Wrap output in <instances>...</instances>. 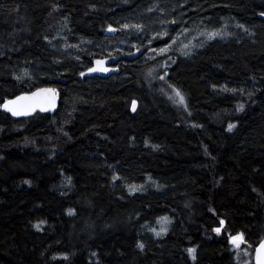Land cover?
Segmentation results:
<instances>
[{"label":"trees","instance_id":"1","mask_svg":"<svg viewBox=\"0 0 264 264\" xmlns=\"http://www.w3.org/2000/svg\"><path fill=\"white\" fill-rule=\"evenodd\" d=\"M262 12L264 0H0V106L45 86L61 99L54 115L0 110V264H242L232 238L250 253L264 238ZM226 19L252 37L156 72L161 60L121 59L152 23L217 30ZM127 24L141 28L138 46ZM124 40L131 48L116 47ZM116 56L118 76L81 75ZM147 177L158 191L127 194ZM163 216L173 224L155 240L145 227Z\"/></svg>","mask_w":264,"mask_h":264},{"label":"rangeland","instance_id":"2","mask_svg":"<svg viewBox=\"0 0 264 264\" xmlns=\"http://www.w3.org/2000/svg\"><path fill=\"white\" fill-rule=\"evenodd\" d=\"M125 29H127V32H131L132 30L139 32L137 38L134 40V45L138 46L136 43L138 40H140V34L142 31L141 28L132 26V24H127V26H125ZM157 30L160 31L158 33H154ZM213 33H216L214 37L212 36ZM143 37H145L146 42L143 45H140L138 48H144L146 51L144 55L136 61V63L139 65H145L154 60H161V63L157 64L153 68H156V72L158 71L157 67H166V63H168L169 60L178 58H192L198 51L202 50L207 44L211 42H225L231 39L246 40L250 39L252 37V34H250V31L247 30L244 26L239 25L234 20L226 19L223 21L222 27L217 30H205L203 28H195L194 26L181 25L175 29V32H172V27L170 28L162 22L155 24L152 23V26L145 31V36ZM51 45L60 47L61 52L66 51L65 49L67 48V44H64L61 37H57L55 40H53ZM185 45H187V47H185ZM116 47L120 49H129L131 48V44L129 41L124 40ZM112 58L113 60L117 61L118 57L116 56L115 58ZM170 64L171 63L167 65ZM26 73L28 74V72ZM160 87L163 92H165L164 85L160 84ZM159 91L161 92V90ZM166 97L176 108L182 110L183 107H185L178 102V98L175 96L174 91L172 92L167 89ZM117 180L120 181L119 178L117 179L115 177L113 182H116ZM125 189L128 195H136L145 194L149 191H158L159 187L155 181H153L150 177H147L142 184H128L125 186ZM172 224L173 219L170 216H163L157 219L154 223L146 225L145 228L146 232L155 240H162L169 232ZM233 246L235 250L238 249L236 254L237 256L239 255L242 264H250V262L251 264H253V253H250V251L246 249L241 250V246L237 247V245L235 244H233ZM237 256H235V260L239 263Z\"/></svg>","mask_w":264,"mask_h":264},{"label":"snow or ice","instance_id":"3","mask_svg":"<svg viewBox=\"0 0 264 264\" xmlns=\"http://www.w3.org/2000/svg\"><path fill=\"white\" fill-rule=\"evenodd\" d=\"M261 15H264V12L261 13ZM109 31H114L111 27L108 29ZM216 33H213L212 36L214 37ZM187 47V45H185ZM97 67H93L89 69V72H108L110 69L104 67V61L97 60L96 61ZM83 76L84 73H81ZM175 92V96L178 98V102L181 105H184L186 107L185 98L182 95V93L177 90L173 89ZM56 98V90L51 88H44L39 89L37 92L33 93L31 96H20L17 97L16 100H9L6 104L3 105L4 109L8 112H10L13 116H20V115H28L32 111L35 110L36 107H40L41 111L48 110V105H54ZM132 110H136V104L135 101L132 102ZM241 110H243L241 106ZM234 126H229V131L232 130ZM223 224V221H221ZM39 230V225L36 226ZM217 232L220 231L219 228L216 229ZM243 242L242 235H238L236 237L232 238V243L239 246L240 243ZM141 250L143 249L144 245L140 244L138 245ZM190 253H194L195 249H189ZM193 259H195V256L193 255ZM257 264H264V244H261L260 248L257 251Z\"/></svg>","mask_w":264,"mask_h":264},{"label":"water","instance_id":"4","mask_svg":"<svg viewBox=\"0 0 264 264\" xmlns=\"http://www.w3.org/2000/svg\"><path fill=\"white\" fill-rule=\"evenodd\" d=\"M257 18L264 22V15H261V13H259L257 15ZM145 51L146 50L144 48H136L132 52L124 54L121 57V59H122V61L124 63L136 62L137 60H139L144 55ZM97 60L104 61V65L103 66L108 68V69H110V71H108V72H89L90 68L97 67V65H96V61ZM112 64L113 63H112V59L111 58H108V57L96 58V59H94L91 62V66L88 69L85 70L84 76L86 78L98 77V78H101V79H108L111 76H116V75H118L120 73V67L112 66ZM44 88H51V87L37 88V89H34V90L30 91V92L21 93V94H18L16 96L10 98V99L5 100L0 106L1 112L7 114L13 120L28 119V118L33 117L36 114H47V115L56 114L58 112V110H59V107H60V97L57 95V93H56V98H55L54 105H48V110H46V111H41L40 107L38 106V107L35 108L34 111H32L28 115L13 116L10 112L6 111L4 109V107H3V105L6 104L9 100H16L17 97H20V96H31L33 93L37 92L39 89H44ZM135 104H136V110H137L138 103L135 101ZM130 110H131V113H134L136 111V110L135 111L132 110V105H131V109ZM261 244H264V238L259 243V245L256 247V249L254 250V255H253V263L254 264H257V259H256L257 251L260 248Z\"/></svg>","mask_w":264,"mask_h":264},{"label":"bare ground","instance_id":"5","mask_svg":"<svg viewBox=\"0 0 264 264\" xmlns=\"http://www.w3.org/2000/svg\"><path fill=\"white\" fill-rule=\"evenodd\" d=\"M108 58H111V59H112V63H114L112 57H108ZM92 61H93V60H92ZM90 66H91V65H90ZM90 66H89V67H90ZM112 66H118V67H120L119 65H113V64H112ZM89 67H88V68H89ZM88 68H87V69H88ZM120 71H121V69H120ZM84 72H85V71H84ZM119 74H120V73H119ZM119 74H118V75H119ZM118 75H116V76H118ZM84 77H85V76H84ZM111 77H114V76H111ZM111 77H109V78H111ZM95 78H98V77H95ZM109 78H108V79H109ZM100 79H101V78H100ZM104 80H107V79H104ZM45 87H49V86H45ZM38 88H41V87H38ZM51 88H52V87H51ZM36 89H37V88H36ZM52 89H53V88H52ZM33 90H34V89H33ZM29 92H30V91H29ZM24 93H27V92H24ZM20 94H21V93H20ZM57 95H58V94H57ZM58 96H59V95H58ZM136 102H137V101H136ZM60 103H61V99H60ZM137 103H138V102H137Z\"/></svg>","mask_w":264,"mask_h":264},{"label":"flooded vegetation","instance_id":"6","mask_svg":"<svg viewBox=\"0 0 264 264\" xmlns=\"http://www.w3.org/2000/svg\"><path fill=\"white\" fill-rule=\"evenodd\" d=\"M113 65H117L118 63H117V61H115V60H113ZM119 65V64H118Z\"/></svg>","mask_w":264,"mask_h":264}]
</instances>
